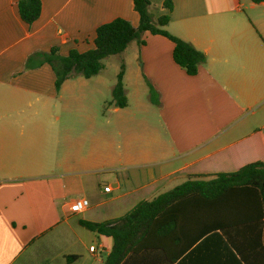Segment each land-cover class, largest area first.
<instances>
[{"label": "crops", "instance_id": "crops-1", "mask_svg": "<svg viewBox=\"0 0 264 264\" xmlns=\"http://www.w3.org/2000/svg\"><path fill=\"white\" fill-rule=\"evenodd\" d=\"M19 1L0 0V264H103L113 239L80 220L115 219L191 178L264 162V2L172 0L166 29L206 63L189 75L174 42L146 32L126 51L142 62L135 76L149 100L136 91L133 110L129 99L99 116L87 96L58 94L50 64L36 58L29 68L28 59L53 47L64 56L93 49L98 27L116 18L138 27L134 0H42L32 25ZM165 2L151 0L155 19L169 13ZM71 196L90 207L72 212ZM256 227L238 232V249L211 233L174 264H264V224Z\"/></svg>", "mask_w": 264, "mask_h": 264}, {"label": "trees", "instance_id": "trees-1", "mask_svg": "<svg viewBox=\"0 0 264 264\" xmlns=\"http://www.w3.org/2000/svg\"><path fill=\"white\" fill-rule=\"evenodd\" d=\"M150 6L151 0H134V9L140 16L138 27L121 17L99 26L93 49L86 52L72 49L64 56L53 47L49 52L32 55L27 66H35L36 58L40 59L38 65L50 64L56 75V90L60 92L64 82L74 75L91 79L101 73L106 58L124 53L133 41L145 43L142 37L149 32L173 41L175 62L189 75H196L206 63L207 55L166 29L174 7L172 0L165 2L169 13L156 19ZM18 8L22 20L32 25L41 17L43 2L20 0ZM124 76L122 64L111 102L119 108L129 104ZM263 219L264 162H254L236 172L216 174L210 180L191 178L151 201L139 202L121 217L104 222L82 219L79 223L89 231L113 239L111 252L103 264H174L201 239L215 232H221L238 249V232L255 231L256 226L264 224ZM77 259V255L67 256L68 262Z\"/></svg>", "mask_w": 264, "mask_h": 264}, {"label": "rangeland", "instance_id": "rangeland-1", "mask_svg": "<svg viewBox=\"0 0 264 264\" xmlns=\"http://www.w3.org/2000/svg\"><path fill=\"white\" fill-rule=\"evenodd\" d=\"M104 63L105 69L91 79H86L82 75H74L72 78L66 80L62 91H57L58 94L68 99L87 96L89 99H92L88 104L90 114H97L99 116L106 114L107 116H110L113 114V108L115 107V104L111 103L113 101L112 91L117 82L122 64H124V83L125 88L127 89L128 99H130V103L132 104V107L130 108H132V110L135 108L136 99L138 98L136 91H140V99L144 101L149 100L148 85L144 81L140 84L135 76V71H138L139 69H141V71L143 70L141 67L142 62H139L133 57L130 49L125 53L112 55L106 58ZM31 110V108H28L27 112H30ZM153 119L157 125V118L154 117ZM75 199H78V196H71L69 198L71 201ZM89 243L97 248L99 247L100 242L93 239ZM99 250L103 252V249L99 248ZM86 261L87 260L84 258L83 262Z\"/></svg>", "mask_w": 264, "mask_h": 264}, {"label": "built area", "instance_id": "built-area-1", "mask_svg": "<svg viewBox=\"0 0 264 264\" xmlns=\"http://www.w3.org/2000/svg\"><path fill=\"white\" fill-rule=\"evenodd\" d=\"M105 192H111L112 191V187L111 186H106L104 188ZM91 205V202L89 199L87 198H81V199H77L73 202L70 203V210L72 212L75 213H80L83 212L85 210H87ZM91 251L96 252L97 248L95 246H91Z\"/></svg>", "mask_w": 264, "mask_h": 264}]
</instances>
